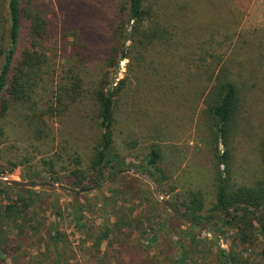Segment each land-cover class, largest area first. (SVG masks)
Returning a JSON list of instances; mask_svg holds the SVG:
<instances>
[{
	"label": "rangeland",
	"instance_id": "rangeland-1",
	"mask_svg": "<svg viewBox=\"0 0 264 264\" xmlns=\"http://www.w3.org/2000/svg\"><path fill=\"white\" fill-rule=\"evenodd\" d=\"M45 1L53 4L60 26L66 17L85 19L97 45L108 42V25L116 16L122 22L127 19L125 12L119 14L125 0ZM153 4L146 27L165 29L167 41L142 52L139 67L122 61L116 80L127 78L116 110L114 139L125 171L86 195L76 189L74 199L65 192L69 188L63 173L50 176L38 167L41 159L52 158L57 147L51 146L53 151L44 147L37 154L19 122L13 130L9 125L11 138L0 148V183L8 186L1 180L6 175L10 181L41 185L30 188V193L1 189L0 208L13 202L20 212L17 219L0 215V228L13 243L6 264H56L53 252L44 251L55 230L67 240L59 245L64 264H264L261 238L241 244L236 232L218 220L193 238H182L186 222L161 202L170 206L199 193L205 202L204 219L216 217L211 210L219 173L231 188L253 185L262 177L258 145L264 138V0H153ZM59 65L56 58V72ZM223 68L231 69L230 78L243 90L228 148H232L231 168L217 167L216 152L222 154L226 148L214 143L204 103L213 85L209 78H216ZM92 119V111L74 109L64 122L52 121L55 142L68 139L87 156L95 134ZM152 148L158 150L159 167L168 177L160 186L136 168ZM40 176L46 181L41 182ZM75 200L83 207L75 215L83 224L78 237L70 232L76 228ZM35 224L39 232L30 230ZM103 230H110V236L97 247Z\"/></svg>",
	"mask_w": 264,
	"mask_h": 264
},
{
	"label": "trees",
	"instance_id": "trees-1",
	"mask_svg": "<svg viewBox=\"0 0 264 264\" xmlns=\"http://www.w3.org/2000/svg\"><path fill=\"white\" fill-rule=\"evenodd\" d=\"M125 1L119 14L125 12L127 19L122 22L120 16H116L108 25L111 33L108 42L97 45L85 19L66 17L60 26L57 15L52 11V3L45 0H0V148L11 138L9 125L12 129L18 122L35 153L40 154L41 149L47 146L57 147L56 151L51 147L50 150H54L52 158L41 159L38 167L50 176L58 177L63 173L69 188L65 192L74 199L78 198V191L86 195L88 191L99 189V184L110 176L115 177L125 171V161L114 149L116 110L127 83V78L116 82L119 65L130 60L139 67L142 52L158 41H167L165 29L146 27L153 17V0ZM69 7L72 12L74 1ZM56 58L60 59L58 72ZM91 67L94 74H91ZM230 72L231 69L223 68L216 78H209L208 82H213V85L204 100L214 143L226 148L222 154L218 150L216 152L217 167L225 165L229 168L232 148H228L238 125L243 94L238 83L230 78ZM74 109H88L93 114L95 134L85 157L79 148L69 144L68 139L59 138L60 141L55 142L57 136L51 127L52 121L64 122ZM258 153L263 167L262 177L253 185L231 188L228 179L220 173L216 176L215 203L211 210L216 217L210 215L204 219L205 202L199 193H190L185 199L170 204L177 213L174 217L180 216L182 220L185 218L194 223L185 221L187 232L182 238H193L195 232L207 229L196 224L207 223L236 206L223 214L218 223L234 230L241 244H252L258 238L264 241V138L259 142ZM159 164L158 150L152 148L136 168L160 186L168 177ZM39 178L41 182L46 181L45 177ZM56 180L60 181L59 178ZM5 186L17 191H30V188L0 183V193ZM76 203L72 205L76 228L70 230L74 236L83 227L75 217L83 207ZM19 213L17 204L13 202L0 208V215L6 218L17 219ZM118 228L120 226L116 230ZM30 230L39 232V227L35 224ZM59 232L55 230V236L51 237L44 251H52L55 263L64 264L59 245L67 240ZM109 236L110 230H103L95 245L99 247ZM12 250L9 234L0 228V264H6L5 259ZM38 257L42 258L43 254H38Z\"/></svg>",
	"mask_w": 264,
	"mask_h": 264
},
{
	"label": "water",
	"instance_id": "water-1",
	"mask_svg": "<svg viewBox=\"0 0 264 264\" xmlns=\"http://www.w3.org/2000/svg\"><path fill=\"white\" fill-rule=\"evenodd\" d=\"M1 180H2V182L6 183V184H8V185H11V186H14V187H20V188H32V187H38V186L41 185V184H37V183H23V182L10 181V180L7 179V176H6V175H4V176L2 177ZM161 202H162V204H163L165 207L169 208L174 214H177V213L174 211V209H173L172 207H170L165 201H163V200L161 199ZM241 205H243V204H241ZM235 207H236V206H235ZM235 207H232V208L228 209V210H227L226 212H224L223 214L227 213L228 211H232L233 208H235ZM223 214H221V215L218 216L217 218H215V219H213V220H211V221H209V222H207V223L196 224V226H197V227H205V226H207V225H209V224H212V223L216 222L217 220H219V219L222 217ZM183 220L186 221V222L189 223V224H194L193 222H191V221H189V220H187V219H185V218H183Z\"/></svg>",
	"mask_w": 264,
	"mask_h": 264
}]
</instances>
